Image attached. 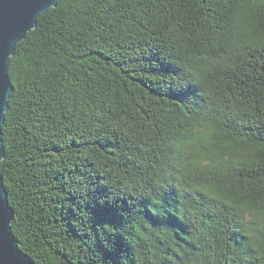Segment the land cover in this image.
Wrapping results in <instances>:
<instances>
[{
    "label": "trees",
    "instance_id": "trees-1",
    "mask_svg": "<svg viewBox=\"0 0 264 264\" xmlns=\"http://www.w3.org/2000/svg\"><path fill=\"white\" fill-rule=\"evenodd\" d=\"M9 79L35 264H264V0H59Z\"/></svg>",
    "mask_w": 264,
    "mask_h": 264
},
{
    "label": "water",
    "instance_id": "water-1",
    "mask_svg": "<svg viewBox=\"0 0 264 264\" xmlns=\"http://www.w3.org/2000/svg\"><path fill=\"white\" fill-rule=\"evenodd\" d=\"M59 0H0V163L5 158L3 125L9 107L12 84L9 79L10 59L18 44L37 27L39 18L56 8ZM14 210L0 174V264H35L20 249L13 234Z\"/></svg>",
    "mask_w": 264,
    "mask_h": 264
}]
</instances>
